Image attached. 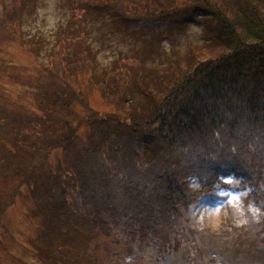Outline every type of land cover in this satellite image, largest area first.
Listing matches in <instances>:
<instances>
[{
    "label": "trees",
    "instance_id": "obj_1",
    "mask_svg": "<svg viewBox=\"0 0 264 264\" xmlns=\"http://www.w3.org/2000/svg\"><path fill=\"white\" fill-rule=\"evenodd\" d=\"M114 1L90 6L121 13L127 29L160 40L91 82L121 116L89 111L70 121L58 108L72 93L63 95L67 82L51 68H90L94 77L84 36L59 35L53 67L44 66L27 103L0 93V183L29 184L40 219L32 252L43 264H100L110 259L108 244L121 242L127 251L151 245L161 257L190 236L175 216L189 217L201 196L229 185L244 190V206L258 207L247 224L264 250V0ZM198 18H206L199 43L156 59L161 41L172 46L174 30ZM76 120L89 127L85 146Z\"/></svg>",
    "mask_w": 264,
    "mask_h": 264
},
{
    "label": "rangeland",
    "instance_id": "obj_2",
    "mask_svg": "<svg viewBox=\"0 0 264 264\" xmlns=\"http://www.w3.org/2000/svg\"><path fill=\"white\" fill-rule=\"evenodd\" d=\"M92 4V0H0V65L3 66L0 93L8 100L27 103L28 92L33 90L29 87L39 83L38 77L48 74L45 65L52 66L50 59L59 35L84 36L81 49L87 51L86 60L96 67L92 71L94 77L89 73L90 68L72 74L66 67L52 66L49 74L68 85L59 90L66 96L72 93L71 99L62 98L58 108L68 120L84 118L89 111L99 114L116 111L112 101L104 99L98 86L91 82H96L95 76L115 61L139 58L143 43L153 50L160 40L152 42L142 32L127 29L121 13L108 10L99 17ZM204 19H195L184 28L175 29V44L170 46L168 39L161 41L165 53L153 52L152 58L157 55L156 59L165 62L188 43H199L203 39ZM74 124L80 144L87 145L88 125L77 120ZM59 155V148L52 150L48 161L54 163ZM0 190V264H43L30 246L40 219L32 210L34 202L29 184L20 183L19 177L13 178L0 183ZM243 195L242 189L218 186L200 197L188 218L183 213L175 216L183 237L187 232L190 235L182 239L176 251L157 257L151 245L127 251L121 242L110 243V259L101 257L100 264H264V250L255 248L259 237L255 239L250 234L247 224L250 219L257 220L259 209L254 203L244 206Z\"/></svg>",
    "mask_w": 264,
    "mask_h": 264
}]
</instances>
